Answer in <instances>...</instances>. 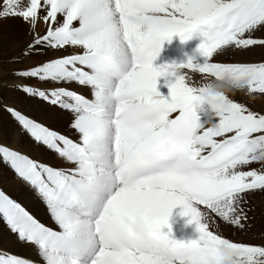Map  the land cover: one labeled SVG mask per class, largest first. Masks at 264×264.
Returning <instances> with one entry per match:
<instances>
[{
    "label": "snow or ice",
    "instance_id": "1",
    "mask_svg": "<svg viewBox=\"0 0 264 264\" xmlns=\"http://www.w3.org/2000/svg\"><path fill=\"white\" fill-rule=\"evenodd\" d=\"M8 17L28 25L32 38L10 73L15 100H0V113L68 165L50 167L0 144V163L35 190L59 227L0 191V215L20 242L35 246L43 264H224L222 253L236 264H264V246L214 233L199 208L245 228V196L264 192V170H243L264 161V112L193 86L179 71L264 94V62H210L226 48L264 47L254 38L264 33V0H0V18ZM173 36L199 38L203 62L154 67ZM49 50L56 55L23 63ZM160 77L168 78L167 96L157 90ZM73 83L91 98L66 87ZM15 105L70 113L78 140ZM177 207L195 225L194 239L172 238ZM0 264L33 262L0 254Z\"/></svg>",
    "mask_w": 264,
    "mask_h": 264
},
{
    "label": "bare ground",
    "instance_id": "2",
    "mask_svg": "<svg viewBox=\"0 0 264 264\" xmlns=\"http://www.w3.org/2000/svg\"><path fill=\"white\" fill-rule=\"evenodd\" d=\"M74 25L78 26V22H74ZM28 27V25L21 22L18 18H0V100L7 101L9 103H12L15 100V96L11 91V85L14 81L13 77L10 75L12 72L10 69L11 67H13V69L21 67V53L25 49L26 44L32 38L31 35L28 34ZM37 30L42 31L41 28H38ZM254 35L258 36L257 39L264 37V33L260 32H257ZM191 40L199 41V38L193 37ZM55 55L56 54L51 50L48 52H40L23 59V63L33 65L39 61H44L47 58L54 57ZM192 57L198 58L196 55H193ZM201 60L202 59H199L197 63H202L203 60ZM210 60V62L229 63L235 61L238 63L264 62V47H260L258 45L252 46L250 50L246 51L226 48L222 54H214ZM153 66L155 67L156 65ZM179 71L187 77L186 82L196 87H202L205 83L215 80V78L210 75H204L198 71L190 69H180ZM166 79L168 78L160 77L157 80V90L164 96H167L168 93V89L165 86ZM42 86L45 87L46 85ZM66 87L75 92L80 91V94L84 95L86 98H91L90 90L85 87L74 83L66 85ZM226 94H228L229 97L234 99L236 102L244 104L253 111H264L262 110L264 99L262 101H259L258 99L255 100L257 105H253L251 98L254 95H251L252 93L233 89L227 91ZM15 106L31 119L36 120L50 130L55 131L58 134L63 133L73 140H78L77 133L73 131L63 132L61 128L57 129L56 127H52V125H50L56 123L62 125L63 122L66 123L68 121L65 120V116H68L67 112L48 106ZM68 117L71 118V116ZM71 119L69 120L70 122ZM0 144H4L16 151H20L21 153L28 155L31 159L50 167H55L56 161L60 160L55 153L48 150L45 146L36 144L27 136V134L21 133L18 126L9 119L7 114L3 115V119L0 118ZM263 162L264 161H256L253 167L257 166L259 168V164ZM59 167H68V165L63 164L60 161ZM250 168L246 166L243 170H250ZM261 170H264V167H261L260 171ZM0 191L24 207L25 210L28 211L29 214L32 215L38 222L54 231H59V227L52 219L46 204L37 196L35 190L22 180L18 179L14 172L3 163H0ZM179 212L180 208L177 207L172 210L170 215L169 224L171 226V236L178 241H187L188 239H191L190 234L192 232V226L187 224V217H181L178 215ZM213 228H216V231L214 232L219 231L216 225L213 226ZM165 231H167V229H165ZM224 233L226 234V231H224ZM0 254L5 256L13 255L29 260L33 262V264H43L42 259L38 256L35 246L20 242L16 234L12 233L7 227L2 215H0Z\"/></svg>",
    "mask_w": 264,
    "mask_h": 264
},
{
    "label": "rangeland",
    "instance_id": "3",
    "mask_svg": "<svg viewBox=\"0 0 264 264\" xmlns=\"http://www.w3.org/2000/svg\"><path fill=\"white\" fill-rule=\"evenodd\" d=\"M254 38H258V36L254 35ZM259 39H261V38H259ZM196 56L198 58H194V61H193L194 63H197L199 59L203 60V58L200 57L199 54H197ZM235 62H237V61H235ZM14 67H16V66H14ZM12 69H13V67H11L10 70L13 71L14 69L13 70ZM204 75H208V74H204ZM51 86L52 85H50V84H46L45 87H51ZM40 87H43V86L40 85ZM76 92L78 94H80V91H76ZM251 95H254L251 98L253 105H257L255 100L258 99L259 101H262L264 99V94L252 93ZM255 107H257V106H255ZM57 109H59V108H57ZM262 110H264V105H263ZM261 112H264V111H261ZM3 115H4V113H0L1 119H3ZM68 116H71V114L68 113ZM68 116L67 115L65 116V120L66 121L68 120L66 123L63 122L62 125H60L58 123L50 124V125H52V127H56L57 129L61 128L63 130V132H70V131L75 132L69 126L71 123L69 120L72 117L69 118ZM61 135H64V134L62 133ZM64 136H66V135H64ZM258 162H260V161H258ZM254 163L255 162H251L247 166L249 168L252 167L250 169H255L257 171H260V168L264 167V162L259 164V168L257 166L253 167ZM59 166H60V160L56 161V163H55V167L58 168ZM199 208L202 211H205L208 213L207 220H208L209 230L214 232V231H216V228H213V226L216 225L218 227L219 231L214 232V233L219 234L223 238H227V239L234 241V242H243V243L249 244V245L264 246V192H261V191L251 192L245 196V211L247 213L248 219H247V221H245V228L243 230H238L237 228H235L231 225H228V224L224 223L223 221H220L219 218L215 217V215L213 213H211V211L209 209H206L203 205L199 206ZM191 226H192L191 227L192 232L190 234V237H191V239H194L196 237L195 235H197V233L195 232V227H193L195 225L192 224ZM224 231H226V234L224 233ZM193 234H195V235H193Z\"/></svg>",
    "mask_w": 264,
    "mask_h": 264
},
{
    "label": "clouds",
    "instance_id": "4",
    "mask_svg": "<svg viewBox=\"0 0 264 264\" xmlns=\"http://www.w3.org/2000/svg\"><path fill=\"white\" fill-rule=\"evenodd\" d=\"M214 93H223L232 90L227 78L223 80L209 81L203 85ZM224 264H236V261L229 257L226 253H222Z\"/></svg>",
    "mask_w": 264,
    "mask_h": 264
}]
</instances>
